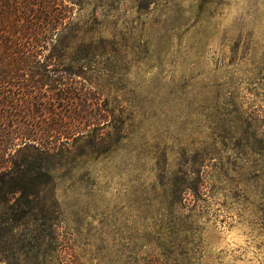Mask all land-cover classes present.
I'll return each instance as SVG.
<instances>
[{
	"label": "rangeland",
	"instance_id": "1",
	"mask_svg": "<svg viewBox=\"0 0 264 264\" xmlns=\"http://www.w3.org/2000/svg\"><path fill=\"white\" fill-rule=\"evenodd\" d=\"M74 15L75 47L106 54L52 94L59 154L13 151L55 172L25 232L41 253L10 264H264V0H82Z\"/></svg>",
	"mask_w": 264,
	"mask_h": 264
},
{
	"label": "trees",
	"instance_id": "2",
	"mask_svg": "<svg viewBox=\"0 0 264 264\" xmlns=\"http://www.w3.org/2000/svg\"><path fill=\"white\" fill-rule=\"evenodd\" d=\"M78 1L0 0V264H10L16 252L28 261L33 248L37 258L40 255L43 243L30 242L25 232L37 221L38 212L45 211L42 184H50L55 172L50 158L46 170L45 163L34 169L30 155L19 161L14 153L32 148L49 157L59 154L51 144L61 140L57 132L63 117L57 107L62 99L57 103L52 94L72 90L71 74L87 73L106 54L94 40H81L75 47L80 28L74 22V6L82 0ZM71 136L66 134V144L77 139ZM41 176L47 180L40 182Z\"/></svg>",
	"mask_w": 264,
	"mask_h": 264
}]
</instances>
